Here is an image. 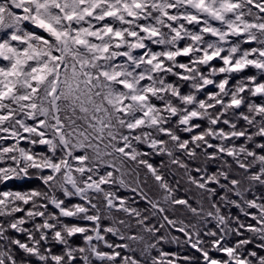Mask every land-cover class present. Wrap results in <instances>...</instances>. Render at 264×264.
I'll return each mask as SVG.
<instances>
[{
    "label": "clouds",
    "instance_id": "9594fccd",
    "mask_svg": "<svg viewBox=\"0 0 264 264\" xmlns=\"http://www.w3.org/2000/svg\"><path fill=\"white\" fill-rule=\"evenodd\" d=\"M0 264H264V0H0Z\"/></svg>",
    "mask_w": 264,
    "mask_h": 264
}]
</instances>
